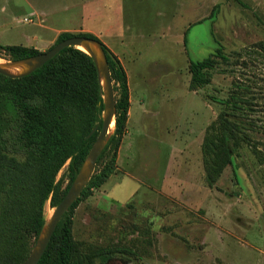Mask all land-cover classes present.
<instances>
[{
    "label": "rangeland",
    "instance_id": "obj_1",
    "mask_svg": "<svg viewBox=\"0 0 264 264\" xmlns=\"http://www.w3.org/2000/svg\"><path fill=\"white\" fill-rule=\"evenodd\" d=\"M241 1L0 0L1 45L45 52L63 32L91 33L127 73V130L113 172L73 214L74 239L88 257L120 247L129 252L109 264H264V165L245 144L214 186L203 165L218 100L241 67L222 62L211 83L190 88L192 59L214 53L219 43L233 54L264 40V0ZM216 5L219 13L211 16ZM0 60L14 62L2 48ZM258 72L254 91L264 94V69ZM115 94L119 99V87ZM111 158L109 149L94 175ZM68 164L57 177L60 192L69 183ZM55 207L46 202V220ZM26 221L30 255L35 213Z\"/></svg>",
    "mask_w": 264,
    "mask_h": 264
},
{
    "label": "trees",
    "instance_id": "obj_2",
    "mask_svg": "<svg viewBox=\"0 0 264 264\" xmlns=\"http://www.w3.org/2000/svg\"><path fill=\"white\" fill-rule=\"evenodd\" d=\"M219 9L216 5L211 16L217 15ZM81 35L102 44L114 87L120 90L115 130L98 163L109 149L112 158L91 178L63 216L38 264H93L94 257L100 259V264H109L116 254L129 252L127 248L106 247L96 250L94 257H88L81 252L73 235L75 209L113 172L130 108L128 77L119 58L93 34ZM72 36L75 35L63 32L55 44ZM0 48L8 51L14 60L41 53L23 45L0 44ZM222 62L238 65L241 70L240 73L237 68L232 70L236 73L232 88L226 98L218 100L222 109L202 143L205 179L210 186L218 182L226 167L233 165L234 156L244 144L264 165V94L262 90L254 91L260 83L258 71L264 69V40L233 54H226L219 43L214 53L192 59L190 88L198 90L211 83L214 72L222 69L219 68ZM103 113L104 98L96 63L90 54L75 46L64 48L29 75L0 74V264L26 262L27 217L35 213L33 234L38 239L46 222V202L51 199V205L57 206L66 194L97 139L99 131L88 136L102 121ZM67 162L69 183L60 192L57 177Z\"/></svg>",
    "mask_w": 264,
    "mask_h": 264
},
{
    "label": "water",
    "instance_id": "obj_3",
    "mask_svg": "<svg viewBox=\"0 0 264 264\" xmlns=\"http://www.w3.org/2000/svg\"><path fill=\"white\" fill-rule=\"evenodd\" d=\"M92 44L96 46L97 50H94L92 48ZM79 45L85 46L86 50L83 51L87 52L93 57L101 78L102 94L104 98L103 118L102 121H100L92 129L88 136L90 137L95 132L99 131L97 139L94 142L87 159L82 165L76 178L71 183L66 194L64 195L60 203L55 207V210L51 215L50 219L46 220L43 230L36 241L35 247L24 264H38L40 262L44 253L46 252L49 243L52 240V237L61 219L78 200L83 190L87 187L88 183L93 177L98 160L101 154L103 153V150L106 144L108 143L110 136L112 135V131L110 132V128L114 122L116 125L117 100L115 94L114 80L112 78L108 59L102 47V44L99 41L86 36H72L58 42L52 48L48 49L45 52H41L36 56L23 60H14L15 63L22 62L27 64V69L20 74H13L0 65V74H3L8 77L26 76L33 73L38 68L42 67L45 63L51 60L64 48L71 46L79 48Z\"/></svg>",
    "mask_w": 264,
    "mask_h": 264
},
{
    "label": "bare ground",
    "instance_id": "obj_4",
    "mask_svg": "<svg viewBox=\"0 0 264 264\" xmlns=\"http://www.w3.org/2000/svg\"><path fill=\"white\" fill-rule=\"evenodd\" d=\"M79 48H81L82 50H86L85 46H83V45H79ZM92 48L94 50H97V48L94 44H92ZM0 65L13 74H20L27 69V64L22 63V62H19V63L13 62V63L4 64L0 60ZM114 126H115V122L112 124V126L110 128V132L112 131ZM46 218H49V217L46 215Z\"/></svg>",
    "mask_w": 264,
    "mask_h": 264
}]
</instances>
